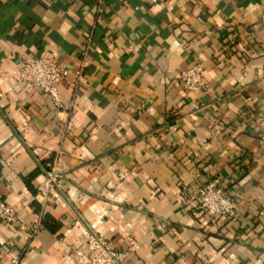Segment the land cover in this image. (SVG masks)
<instances>
[{
  "label": "crops",
  "instance_id": "0c3cea01",
  "mask_svg": "<svg viewBox=\"0 0 264 264\" xmlns=\"http://www.w3.org/2000/svg\"><path fill=\"white\" fill-rule=\"evenodd\" d=\"M50 51L87 62L66 110L19 80ZM263 117L264 0H0V199L41 225L0 222V264H79L92 234L128 264H264ZM214 179L236 220L192 199Z\"/></svg>",
  "mask_w": 264,
  "mask_h": 264
},
{
  "label": "built area",
  "instance_id": "2783aa9c",
  "mask_svg": "<svg viewBox=\"0 0 264 264\" xmlns=\"http://www.w3.org/2000/svg\"><path fill=\"white\" fill-rule=\"evenodd\" d=\"M87 51L88 45H86L83 54L86 55ZM17 66L20 81L31 86L45 97L51 98L58 108L66 110L67 108L61 104L58 86L67 83L69 77L72 76L74 82L71 86L76 90L80 84L85 82L84 69L87 62L84 60L78 68L70 70L50 51L41 56L22 57ZM179 80L183 88L190 93H202L208 88L199 67L183 71ZM72 106L73 103L69 108L71 109ZM259 131L261 143L264 145V117L260 121ZM45 173L47 190L63 188L60 183V175L55 167ZM192 199H197L199 209L212 217H220L229 221L237 219L236 201L233 197L225 194L219 179H214L202 186ZM0 222L12 225L18 231L26 232L30 239L35 238L41 228V225L37 224L28 229L25 224L20 222L17 211L2 199H0ZM88 249L89 253L77 252L79 264H128L125 260L128 251L113 249L105 239L97 235H90ZM11 264H19V260L13 259Z\"/></svg>",
  "mask_w": 264,
  "mask_h": 264
}]
</instances>
